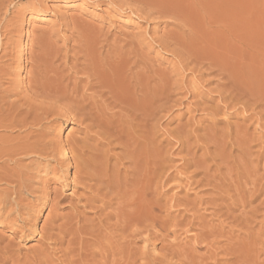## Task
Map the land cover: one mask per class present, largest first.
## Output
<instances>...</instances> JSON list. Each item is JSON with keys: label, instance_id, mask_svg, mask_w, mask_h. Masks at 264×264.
<instances>
[{"label": "rangeland", "instance_id": "obj_1", "mask_svg": "<svg viewBox=\"0 0 264 264\" xmlns=\"http://www.w3.org/2000/svg\"><path fill=\"white\" fill-rule=\"evenodd\" d=\"M138 1L0 0V124L3 123L2 125H4L5 123L7 125H5V127L10 128L5 129L3 127L0 129V176L6 173L5 176L8 177H6V179H3V181H1L2 179L0 180V255L2 254L0 258L2 259L3 253L5 254L4 257L6 258L5 259L3 257L4 259L0 260V264H35L36 260H38V264V262L42 258V264H46L45 262H47L48 260L49 263L47 262V264H69V260L71 258H73L72 260H74L75 255L80 254L84 247L89 245V248L86 247L83 252L88 253L89 251H91L90 248H92L93 250H95V254L98 256L96 258L95 255L93 258L96 259L94 260H99L101 256L99 255V253H96V249H99L97 251L103 250V248L101 249L100 247L103 245H105L103 246L104 249H107L108 244H110L111 247L109 248L113 250L114 254L116 251L115 249H123L121 253H117L116 251L118 255L115 254L114 258H119L123 254V256H125L127 252L130 253V251H132V253L135 254V258L140 257L138 258L139 260L136 259L137 262H140L139 264H141L142 262V264H144L145 262H147L146 264H264V106H262L264 102L262 103V105L260 104V102L264 100V0H168L171 2V4L170 2L167 4L166 2L168 1L160 0L159 2L155 1V4H153L154 1H151L150 3L154 5H151L152 7H147L150 6L149 2H147L149 0H143L144 3L142 2V0ZM172 1H174V3H176L177 1L178 3L174 4L172 3ZM246 3L250 4L245 8ZM158 4L163 6H160ZM172 4L176 6L174 7ZM157 5V9L161 10L160 12H158V10L156 9ZM165 5L167 7L166 9ZM177 7L179 9L176 11ZM222 8H225L226 10H224L229 12V14L227 13V15H231L230 18H233L230 19L227 15H225L226 13H221ZM154 9L157 10V12ZM167 9L170 12L171 10H173L172 13H174V15L170 12H167ZM212 10L213 13H216L212 14ZM184 11L186 13H184ZM246 12L250 13L248 15L249 17L251 16L250 21ZM177 13L181 14L182 16L178 15ZM184 14L186 15L185 17L188 21H190V19H188L190 15L188 14H191L193 18L195 17L197 19L194 20L190 16L191 25H188L189 22L185 20ZM215 14L220 15H218V19H220V17L222 16L223 19H221L224 20L225 17L223 16L225 15L229 20L225 19L226 22L219 20V22L218 20H216L218 16L214 17ZM175 15H177V17H175ZM237 15L241 16L238 17ZM243 15L245 18L243 17ZM208 16L211 19L213 18L215 22L209 21L210 23H203V19H207L208 21ZM179 17H181V19ZM182 17H184V19ZM235 17L238 18L235 19ZM241 17L246 21H243ZM210 18L209 20H211ZM239 18L240 20H238ZM197 20L199 21L196 22ZM200 20H202V23ZM227 21H229V23ZM213 22L216 24L212 25ZM192 23L194 30L192 29ZM206 23H212L210 25L211 27L209 25L204 26ZM224 23L227 25H225ZM199 24L203 25L201 26ZM238 26L239 28H237ZM196 27H198L200 30ZM218 27L220 29L221 27L226 28L221 29V31H217L216 29H218ZM240 28L244 31V34L242 33L243 31ZM245 30L246 36H244ZM189 31H191V33L193 32V34H191ZM211 31H213V33ZM175 32L177 34H175ZM181 32L185 33H183L182 35ZM199 32L203 35L204 39L203 37L201 38L202 35H199ZM211 33L214 35H212ZM225 33L226 37H224ZM87 34L89 36H87ZM96 34L98 35L94 36ZM173 34L175 36H173ZM197 34L200 36V40ZM85 36L89 38L87 39V37ZM91 36H94V40H92L93 38L91 39ZM212 36H218L216 37L218 40L213 41ZM181 37L182 39H179ZM36 38H38L39 40ZM178 39L180 41L184 39V42L182 41V43L178 41ZM35 40H37V44L38 42H40V40H44V44L43 42H40V44H43V46L46 47H50L48 49H51V52L55 49H58L55 51H57V55L59 54V56L61 57L57 56L55 52V55L56 57H58V59L56 58L57 60H54L55 57L52 59L53 66L55 67V65L57 66L60 63L61 64L53 69L57 70V72L60 71L59 73L62 75H64L65 72L67 75L69 74L68 76H70V78L73 77V79H70L65 75V80H68L69 84L72 80L73 82L76 81L75 85H80L79 89L81 90H83L82 88L87 87V80H89L88 78L83 77L87 76L83 74L85 73L83 71H89L86 73H91L90 68L92 69L93 66L97 65V62L100 65V68L101 66L106 65L105 67L103 66V70L108 71L105 74L111 76L110 71L108 69L105 70L108 66V62L106 61L108 59H111L110 63L112 62L113 65L117 62L118 64H120L119 60H121L122 62L123 59V66L122 64H120V66H122L124 70L127 69V71L125 70L126 73L129 71L126 74L124 70H122L124 76L126 75V77H128H124V81L127 82H125L124 85H127V87H129L133 84V86L129 87V89H132L134 87L138 89L140 80L141 83L143 79H145V81L147 79L148 81V79L152 78H147L151 76L149 74L156 70L155 75H152L154 79L152 78L153 80H149L150 83L148 82L146 84L152 85L154 83L153 81H156L158 85L159 82L158 89L162 90L163 86H165L163 89L164 92H169L167 94L165 93L166 95H160V97L158 94L161 93H159L160 91L157 89V85H152V89H157L156 91L158 92L156 93L154 90V95L156 94L155 97H157L155 98V103L157 104L153 106L155 108L153 109L151 114V116H154V118L151 119V117H145V119L147 118V123H145V121L143 123V125L146 124L144 126V129H146V127L148 126V129H146V132L148 131L147 136L150 139L156 138L153 141L154 144H151L153 145L152 148H154L151 149V151H155L154 153H150V155H154H151L152 157L150 156V159L152 158V164H155V162L157 164H153V166H155V169H153L154 167L152 168L153 171H156L154 172L156 173V176L154 177L155 174H152L154 178H152V180L150 181H154L151 183L152 185L148 183L149 190L147 192L149 198H152L153 204L155 203L154 210L157 211L156 209H158L156 214L158 213V215H160H157L160 224L162 223L161 220L165 221H163L164 223H162L161 225L158 223L155 226L156 229L149 228V230L146 231L147 228H145L143 229L145 231H140L141 233H139V231L137 233H132L130 231L132 234H135V236L130 234V236L132 235L131 237L127 236L129 235L127 230L126 232L128 234H126V236L128 238L123 237L126 232L122 233L121 229L119 230V228L117 229L115 227L109 226L110 224H107L115 223V221H117L116 218L112 216L110 217L109 221H105L104 215L99 212L98 208V210L95 209L96 205H98L99 203L97 204L96 201H90L92 200L90 198L95 195V192H93V184L90 185V183H93L94 180L92 181V179H84L80 171L81 169L79 170L80 172H78V170L76 171L77 167V169L81 167L79 165L74 166L76 164H74L72 160L69 161L71 162L70 164L67 163L64 156L62 157L60 153L63 150V142L67 143V145L65 144L67 147L71 146L73 148L75 146L74 148H79V146H82L81 144L83 142H85L86 145H91L95 144L96 141L91 139H84L86 130L82 125L85 123L82 124L75 119L62 117L61 115L58 118V112H60V114L62 113L61 111H59L62 108L59 107L61 106V104L59 105V102L61 100L52 98L53 100H56L58 102L56 105V101L55 104H53L54 102L52 103V99L50 100L48 98H45L46 100H50V102L47 100V104L46 101H44L43 103L42 100L41 102L39 101L41 104L39 103L40 106H38L37 103L38 100H40L38 96H42V94H36L39 98L36 99V97H33L34 93H30L31 91H35L28 88L29 83L27 80H30L32 78V74L29 73L32 69V62H30L29 51L33 50V52L37 53L39 52L38 50L40 47L39 44L36 45ZM87 40H89L90 42ZM201 40L204 41V44H201L202 42L195 43ZM192 41L197 44L194 47H198L199 44L206 45L210 48L208 49V47L206 48L205 46L204 49L206 51L209 50V53H204L206 54V57H202L201 61L197 60H200L201 56L204 55L203 53L199 54L197 53L198 51L196 52L194 50L195 54H197L198 56L200 55L199 58L192 52L193 47L191 48V50H189L190 44L188 43H191ZM215 41L218 45H216L214 48L213 46L215 44ZM85 42H87L88 47H99L100 49H103L104 53L101 50L99 51V53L102 52L103 54H99L100 57L99 55L97 56L104 61L98 58V60L95 61L94 65L88 66L90 65L88 63L91 62L87 61L82 56V54L85 52L84 49H86L87 47L85 45ZM193 42L191 43L192 45ZM48 43L50 46L48 45ZM83 43L85 47L82 46ZM179 43L181 44V47H178L180 46ZM24 44L25 50L22 51V45ZM221 45L223 48L221 47ZM80 46L84 47L83 53H81L82 50L80 49L82 48ZM118 46L121 47L120 49H122L123 52L125 50V52L123 53L122 50H119ZM129 47L132 48L130 49ZM185 47H189L188 49L186 48V50L189 51H186ZM216 48L218 49V51ZM244 48L249 49L247 50L250 52V55L247 54L248 51ZM106 49L111 54H108ZM129 50L131 51V53L133 50V54L135 55L130 56L132 54L130 53L129 55ZM136 50L139 53H134L136 52ZM220 50V53L225 54L218 55ZM215 51L218 52L216 54L221 57V60L217 59L218 57H216ZM245 51L247 52L245 53ZM113 52L120 53L119 59L116 58V56L114 57L115 53ZM187 52L190 53L187 54ZM251 52L253 53L251 54ZM20 53L22 54L21 60L19 58ZM126 53H128L129 55L128 58H132L130 62L133 65L128 64L130 63L128 59V61L124 59L125 56L127 57V55H124ZM138 54H140V56ZM192 54H194L195 56H192ZM226 55H228V57H224ZM193 57L198 59L194 61L195 59ZM208 57L210 60L212 58H216L218 60L215 64V60L212 59L213 63H211L210 68V60L208 59ZM223 57L226 59H224ZM16 58H19V60H16ZM222 58L224 59L223 61ZM27 59H29V62L27 61ZM227 59L228 61H226ZM112 60H115V63ZM124 60L128 63L126 64ZM133 61L136 62V65ZM219 61L221 63H225V65L219 63L223 65L219 66V64H217V62ZM86 63L90 68L86 66ZM82 64H85L86 68H82L81 72L77 69H80L83 66ZM111 65L109 64L108 68H111L113 66ZM129 65L132 66L130 67ZM147 65L148 67L146 68ZM74 66L75 69L73 68ZM125 66H129L130 70ZM132 67L134 70H132L133 73L130 72ZM143 67L146 70L148 68L149 69L147 71L143 69L144 71H146H143V73ZM221 67L225 68V71ZM228 67L230 68L228 69ZM60 68H63L64 72H62V69ZM72 68L73 70H71ZM100 68H98V70ZM219 69L222 70V72H225V74L219 73ZM100 70L102 71V68ZM100 70L99 74H101ZM137 70H140L141 73ZM134 72H136V75L139 74L140 76L142 75L146 77H137L135 76ZM227 72L231 74L233 72L234 75H229L228 73V76H230V78H227ZM99 74L93 77L91 76L90 81L92 82L93 79V81L95 80V83L96 80H98L96 79V76L98 78ZM130 74H132V76ZM234 76L237 78V80ZM133 78H136V80L134 81ZM226 78L231 80L230 83H228L229 80L228 82L226 81ZM77 80H79L80 82ZM232 80L236 85L232 82ZM137 81L139 82L138 84H136ZM223 81L225 82V86L226 84H234L235 87L233 86V88L235 90L237 89L236 87L240 86L238 87V90L242 91H235L231 85H228V87L229 89L231 88V90L233 89L231 91L232 93L230 92V90L227 91L228 88L224 86ZM65 82L68 83L67 81ZM73 82L70 84L71 86L69 84L68 86H74L75 82ZM128 82H130L131 84L128 85ZM238 83H240L241 85ZM134 84H136V86ZM81 86L82 88H80ZM96 86L98 87V85ZM96 86L93 85V87H89L90 89H84L83 91L86 92H84V94H90L88 96L94 97L96 89L99 88H94ZM145 86L147 87V85ZM25 87H27L29 90H25ZM224 87L227 92L224 91ZM241 87H243L245 91H243ZM147 88H151V86ZM103 89H105L103 93L98 92V90L103 91ZM103 89H98L95 93L96 96L94 97L97 98L95 100L93 98V100L91 101H95L97 105L105 104V106L107 107L109 106V104L106 102L102 103V101H105L108 98L109 100L106 101H109L110 103V99H112L113 102L111 101L110 104L113 107V97H110L106 88ZM137 89H134V92H136ZM132 90L130 91L133 92ZM148 90H150L151 92V89ZM26 91L29 97L31 96L30 100L32 99L34 101L35 99V103H31L32 101L30 102V100L29 102L33 106L34 104H37L38 107L34 106L35 112L37 110L36 114L40 112L38 111L40 109L42 110V113L45 110V114L47 112V109L48 112H53L55 109H58L56 110L57 114L56 112H53L54 114H52H56V117L58 118L56 120L58 121L55 120V122H51V119H54V116L52 117L51 113H48V117H46L47 115L43 114L46 117H44L43 120H47L46 122H40L41 126H33L34 128L36 127L35 129H37V132L39 131V136L37 135L35 137H38V139L41 138L43 140L46 138V143H48L49 145L54 142L50 145L51 148L49 145L48 146L50 150H55V147L52 148V146H56V151L50 152V150L48 149L47 153L38 152V154L34 151L36 146V149H38V147L40 148L42 145L47 144H35L33 150H30L29 152L19 151V153L17 152V154L16 152L14 153L12 151L13 149L19 148L18 146L20 144L18 142L24 139V134H26V132L29 133L28 130L33 131L34 129L33 127L29 128L30 125H27L29 126L28 129L27 127L26 129H23L25 127L22 128L23 132L21 128H18V126H16V128L21 129V131L17 129L14 130V125L16 123H19L17 122L18 119H23L25 117L24 119L26 120V117L28 115H26V111H28V109L33 110V108H31L32 106L30 107L31 109H25L24 113L22 111L23 108L21 109L22 106H24V108H27L28 105H31L26 102V100H28L29 98L26 94ZM260 91L261 93L259 94ZM223 92L226 94L224 95ZM243 92H248L246 96H248V94H251V100L246 102L245 100L247 99H245L246 97L243 96L246 93L243 94ZM106 93L107 95L105 96ZM238 93L241 100L238 98V96H236L238 95ZM99 94H101L102 99H105L100 100L101 96ZM136 94L137 95H135V97L138 96L139 93L136 92ZM23 95H25V97L27 96L28 98H26V100H23ZM226 95H228V99L226 100L225 98L224 100V97ZM163 96H166L167 98ZM233 97L235 99L234 101H232ZM256 97H261V99H263H259L260 101L256 99V101L254 99ZM236 98H238L237 101ZM62 101L64 100L62 99ZM98 101H100L101 103H98ZM253 101L259 102L258 105H256L257 103H255V107H258H256L257 109L253 106ZM14 102L15 104L17 103L16 105H19L20 107H16ZM22 102H24L23 104L25 105L18 104ZM65 102L67 103L68 99L67 101L65 100ZM69 102L71 101L69 100ZM229 102L234 103L230 104ZM248 102H253V105L249 104ZM51 103L53 104L52 108L59 105L58 107L60 109L58 107H55L53 111L50 110L52 108L49 109L48 107ZM63 103L64 102H62V104ZM247 103L250 105V107L249 105H247ZM13 104L15 105V107ZM65 104H63V106ZM72 105L73 104H69L70 109L72 108ZM111 105L109 107V110L110 108H112ZM157 105L158 108H156ZM243 105H247L249 109H246L248 107L245 106V108ZM44 106L47 108H45ZM105 106L103 105V108ZM252 106L256 110H251L250 108ZM64 107L62 108L63 110L65 109ZM69 107L67 106L65 110H68ZM17 108H19L20 110H17ZM15 109L17 110V112ZM117 109L119 110L118 106ZM34 110L33 114H30V111H28L29 115H31H28V119L31 121V117H35ZM118 110H113V112L118 115L120 113ZM155 110L157 111L154 113ZM257 111H260L262 114L258 113ZM108 113H112V110H110V112ZM108 113L105 115L108 116ZM253 113L263 116L261 117L260 115H258L254 118L255 114ZM40 115L38 116L39 118L41 117ZM12 118L14 119V122H12ZM4 119H8L9 121H6L8 123L3 122ZM148 119L150 120L149 122H152L153 120L154 123H149L152 126L148 124ZM15 120H17L16 123ZM10 121L14 124L13 126H11L12 124L9 123ZM27 122L29 121L27 120ZM149 126H154V128H152L153 130L149 129ZM151 131L154 132V136L151 134ZM143 132L145 133V130ZM143 132L142 135L145 136L146 133L144 134ZM236 133H239V135L241 134L242 136H239L237 134V139ZM18 137L20 140H16ZM35 137L32 138V140H35ZM207 137H209V139ZM243 139L244 142H242ZM113 142L114 143H112L111 145H99V148H102L104 150L109 148V154H111V156L113 155V158L111 157L112 163H110V166H114V172L117 168H115V164L116 166L120 165L121 167L119 166V171L124 172L123 170H125L123 175L125 174V176L128 177L127 180L131 178L134 179V177H132L131 175V169L127 168L129 165L128 161L124 162L123 157L119 156L122 153L123 148L118 143V141H116L118 144L115 141ZM85 144L83 143V145ZM21 146H23V144H21ZM121 158L122 160H120ZM117 159H119L120 164H118ZM155 159L156 161H154ZM121 162H123V164H121ZM123 165L124 167H122ZM125 165H127V170L124 169ZM110 170V174L114 173L112 168ZM127 171L131 172L130 174L128 172V175H130L131 177L126 175ZM120 175L123 176L122 174ZM113 176L115 177V175ZM133 179L130 180V183H132L131 181H133ZM127 180L124 178V181L127 184L125 188L129 187V189L127 188L126 190L128 192H124V194L126 195L122 196V198H126V200L129 197L133 198V195L129 197L127 195L131 194L132 192L130 188L135 189L136 185H139L138 182H136L137 184L134 183L137 179L133 181V185H130L129 181ZM17 181L19 182V184ZM92 202L94 204H92ZM113 206H110L109 208L107 207L108 209L105 208V212L112 210L111 212L114 213L116 205L114 204ZM103 221L108 222L105 223ZM166 222L169 223L167 224ZM61 224L65 227H63ZM144 225L147 227L146 222ZM59 226L61 227V229ZM103 226H105V228ZM82 227L84 228L83 230ZM74 228H76L77 230ZM93 228L94 231L96 229L97 232L91 230ZM97 228L99 229L97 230ZM72 229H74L75 232H77L79 229L82 232H85V230L86 232L90 231L88 234L89 236H100L98 238H101V241H103V238H105L104 241H107L108 244H106L107 242L105 243L104 241H97L93 236L89 237L87 234H84V232L81 234L78 232L74 233ZM103 229L105 230V232H100L103 231ZM61 230L63 231V234L60 233ZM66 230L70 231V234H68V231L66 232ZM80 230L79 232H81ZM107 230L109 233H111L112 237L111 235H109ZM151 230L154 231L152 232V234L150 232ZM165 230H167L166 234ZM91 232L93 233L90 235ZM53 233H56L55 235L61 234V238L59 240H52L51 238H53L54 236ZM50 234L51 236L53 234V236L49 241L48 235ZM76 234L77 236L79 235V237H77ZM82 234L83 236H80ZM102 234L104 235V237L101 236ZM60 236L56 237L59 238ZM72 236L77 237V240L80 237L82 238L79 239V241L81 240L82 242L81 245H79V241H76L75 238L73 239L74 241H76L75 243L80 246H78L79 248L76 244H72L74 242L73 240L70 241V243L68 242V240H71L73 238ZM56 237L54 236V238ZM85 238L86 240H89L90 238L92 239L86 241ZM121 238L122 240L127 242L122 241ZM112 239L115 240H113L114 243L110 241ZM127 239H129L130 241H128ZM119 240H121L122 242H120ZM99 241L102 243V245L97 244L100 243ZM115 242L118 243L119 246L116 247ZM68 245L71 248L72 246H76L75 249L79 252L76 253L73 248H67ZM66 249L69 251L66 252ZM88 249L89 251H86ZM124 249H126L127 251L125 252ZM63 250L66 252V254L68 253L66 256H64L65 252H63ZM71 250H74L75 252H72ZM93 250L91 251V253L89 252L91 255L94 254ZM83 252L81 254H84ZM40 253L42 254V257H40ZM87 253L84 254L87 256L80 254L83 258L79 255L76 257H81L84 261V257L90 258V254ZM45 256H47L46 259H49L44 260ZM128 256H130V258H134L133 255L131 256L130 254H128ZM76 259H78L79 261L74 260V262L72 261L71 264H74L75 261L80 264V261L82 259ZM100 260L102 261V259ZM140 260H142V262ZM77 262L75 264H78Z\"/></svg>", "mask_w": 264, "mask_h": 264}, {"label": "bare ground", "instance_id": "obj_2", "mask_svg": "<svg viewBox=\"0 0 264 264\" xmlns=\"http://www.w3.org/2000/svg\"><path fill=\"white\" fill-rule=\"evenodd\" d=\"M138 1V0H137ZM151 1H154V3L153 4H155V1H160V0H149V1H147V2H149V5L150 6H147V7H152V6H154L152 3H150ZM165 1H168V0H165ZM165 1H164V3H165ZM171 1V0H170ZM170 1H168V2H166L167 4L170 2ZM138 2H140V1H138ZM142 2L144 3V1L142 0ZM157 3V2H156ZM172 3H174V1H172ZM176 3H178L177 1H176ZM176 3H174V4H176ZM248 3V2H247ZM246 3V5H245V8L246 7H248V5L250 4H247ZM146 4H148V3H146ZM170 4H171V2H170ZM218 4V3H217ZM152 5V6H151ZM158 5H160V4H158ZM158 5L156 6V9H157V7H158ZM173 5V4H172ZM172 5H171V7H172ZM160 6H163V5H160ZM174 7L176 6V5H173ZM211 6H212V4H211ZM210 6V7H211ZM216 6V5H215ZM221 7V6H220ZM167 7H166V5H165V9H166ZM169 8V7H168ZM179 8H180V6H179ZM178 7H177V9H176V11L179 9ZM208 8V7H207ZM120 9V8H119ZM174 9V10H175ZM215 9V8H214ZM213 9V10H214ZM225 8H222L221 10V13H226L225 15H227V13L229 14V12H227V11H225L224 10ZM155 10V9H154ZM158 10V12H160L161 10H159V9H157ZM157 10H155L156 12H157ZM189 10V9H188ZM213 10L211 11L212 12V14H214V13H216V12H214L213 13ZM223 10H224V12H223ZM162 11H166V10H162ZM172 11L173 10H171V12L167 9V12H170L171 14H173L174 15V13H172ZM215 11V10H214ZM220 11V10H219ZM244 11H245V9H244ZM175 12V11H174ZM180 12H182V11H180ZM165 13V12H164ZM178 13H179V11H178ZM177 13V14H178ZM184 13H186L185 11H184ZM189 13V12H188ZM217 13H219V12H217ZM247 13V12H246ZM161 14V13H160ZM210 14V13H209ZM231 14V13H230ZM240 14H243V13H240ZM250 13L248 12L247 13V16L249 15ZM178 15H180V16H182L181 14H178ZM188 15H190L191 16V14H188ZM192 15H194V14H192ZM211 15V14H210ZM219 14H215L214 15V17H216V16H218ZM221 15H223V14H221ZM223 16V17H225L224 18V20H222L223 18H222V16L220 17V19H218L219 18V16L216 18V20H222L223 22L225 21L226 22V20H229V19H227L228 17L230 18V16L231 15H227L228 17H226V16ZM172 16V15H171ZM186 15L184 14V17H185ZM190 16L188 17V19H190V21H191V18H193V16H191V18H190ZM238 16V15H237ZM239 16H241V15H239ZM238 16V17H239ZM175 17H177V15H175ZM184 17H182L183 19H184ZM197 17V16H196ZM205 17V16H204ZM213 17V16H212ZM238 17H235V19L236 18H238ZM243 17H244V15H243ZM251 17V16H250ZM250 17L248 16V19H249V21L251 20L250 19ZM180 19H181V17H179ZM199 18V17H198ZM203 18V17H202ZM206 18V17H205ZM208 18V21H207V19H203L204 21H203V23H205V22H212V21H214V19L212 20L209 16L207 17ZM209 18L211 19V20H209ZM222 18V19H221ZM233 18V17H232ZM232 18H230V19H232ZM245 18V17H244ZM178 19V18H177ZM194 20L195 19H197V18H193ZM200 19H201V16H200ZM226 19V20H225ZM241 19L244 21L245 19H243L242 17H241ZM247 19V18H246ZM185 20H187L186 19V17H185ZM206 20V21H205ZM238 20H240V18L238 19ZM237 20V21H238ZM188 21V20H187ZM186 21V22H187ZM190 21H188L189 23H188V25L190 24ZM199 20H197L196 22H198ZM201 21V23H202V20H200ZM218 21H217V23H218ZM219 21V22H220ZM233 21V20H232ZM246 21V20H245ZM193 22V21H192ZM196 22H195V24H196ZM209 22V23H210ZM215 22V21H214ZM213 22V24L212 25H214V24H216V23H214ZM222 22V23H223ZM228 23H229V21H227ZM235 23H236V20H235ZM238 23V22H237ZM194 24V25H195ZM207 24V25H206ZM204 26H210L211 24H208V23H206ZM225 24V23H224ZM234 24V23H233ZM239 24V23H238ZM191 25V24H190ZM199 25H201V24H199ZM203 25V24H202ZM201 25V26H202ZM225 25H227V24H225ZM225 25H223V26H225ZM248 25V24H247ZM198 26V25H197ZM237 26V25H236ZM188 27V26H187ZM211 27V26H210ZM213 27V26H212ZM215 27V26H214ZM196 28H198V27H196ZM208 28V27H207ZM206 28V29H207ZM217 28V27H216ZM216 28H213V29H216ZM224 28H226V27H224ZM224 28H222L221 27V29H224ZM237 28H239V26L237 27ZM241 28H242V26H241ZM240 28V29H241ZM192 29L194 30V28H193V23H192ZM199 29V28H198ZM209 29V28H208ZM212 29V30H213ZM221 29L218 27V29H216L217 31L218 30H220L221 31ZM192 30V31H193ZM200 30V29H199ZM242 30V29H241ZM172 31V30H171ZM195 31H198V30H195ZM223 31V30H222ZM243 31V30H242ZM174 32V31H173ZM172 32V33H173ZM178 32V31H177ZM190 33H191V31H189ZM212 33H213V31H211ZM216 32V31H215ZM182 33V35H183V33H185V32H181ZM194 33H197V32H194ZM200 33V32H199ZM203 33V32H202ZM209 33H210V30H209ZM211 33V34H212ZM243 34H244V31L242 32ZM175 34H177L176 32H175ZM191 34H193V32L191 33ZM216 34V33H215ZM219 34V33H218ZM217 34V35H218ZM220 34H221V32H220ZM98 34H96V35H94V36H97ZM180 35V34H179ZM181 35V36H182ZM189 35V34H188ZM198 35V34H197ZM196 35V36H197ZM199 35H202L201 33L199 34ZM198 35V38L200 37ZM212 35H214V34H212ZM225 35V36H224ZM223 36L224 37H226V33L224 34ZM87 36H89L88 34H87ZM87 36H85V37H87ZM93 36V37H94ZM173 36H175L174 34H173ZM205 36H207V35H205ZM219 36V35H218ZM218 36H216V37H218ZM244 36H246V30H245V35ZM38 37H39V35H38ZM92 36H91V39L93 38ZM178 37V36H177ZM192 37V36H191ZM203 37V35L201 36V38ZM213 37V41L214 40H218L216 37H214V36H212ZM221 37V36H220ZM248 37V36H247ZM246 37V38H247ZM41 38V37H40ZM89 37H87V39H88ZM170 38V37H169ZM175 38V37H174ZM197 38V39H198ZM201 38H199V40L201 39ZM205 38H207V37H205ZM210 38V37H209ZM214 38H216V39H214ZM36 39H38V38H36ZM42 39V38H41ZM90 39V40H91ZM96 39H97V37H96ZM177 39V38H176ZM179 39H182V37L181 38H179ZM178 39V41H180ZM203 39H204V37H203ZM211 39V38H210ZM220 39V38H219ZM222 39V38H221ZM225 39V38H224ZM39 40V39H38ZM45 40V39H44ZM44 40L43 41H41L40 40V42H43V44H44ZM92 40H94V38L92 39ZM175 40V39H174ZM184 40V39H183ZM182 40V41H183ZM188 40H189V38H188ZM194 40V39H193ZM248 40V39H247ZM36 41L37 40H35V43H36ZM48 41V40H47ZM87 41H89V40H87ZM182 41H180V42H182ZM195 41H197V40H195ZM211 41V40H210ZM225 41V40H224ZM224 41H222V42H224ZM40 42H38V44H39V52H33V50H31V51H29V54H30V62H32L31 63V72H29V73H31L32 74V78L30 79V80H27L28 81V83H29V86H28V88H30L31 90H33V91H35V92H37V93H35V92H30V93H34V95H33V97H36V99L39 97L40 98V100H38V103H37V100H36V103L38 104V106H40V102L43 100V103H44V101H46L47 102V104H48V101L50 102V100L52 99V98H57V100L59 99V100H61L60 102H59V105L61 104V106H59V107H64V106H66V107H64L65 109L67 108V106L69 107V104H73L74 105V107H73V105H72V108L70 109V107H69V109L68 110H63L62 108L60 109L58 106V108L60 109L59 111H61L62 113L60 114V112H58V114H57V111L56 110H58V109H55L54 110V108L56 107H54V108H52V106H53V104H55V101L56 100H53L52 99V103L51 104H49L50 106L48 107L49 109L50 108H52V109H50V110H54L53 112L55 113L56 112V114L57 115H59L58 116V118L60 117V115L62 116V117H66V118H71V119H75V120H77L79 123H85V124H83L82 126L83 127H85V138L84 139H91V140H94V141H96V143L95 144H91V145H86L85 144V142H83L85 145H83V143L81 144L82 146H79V148H72L71 146L69 147H67L66 145H67V143L66 142H63L64 143V145H62V148H63V150L61 151V155H62V157L64 156V158H65V160L67 161V163H71V162H69V161H73L74 162V164H76V165H74V166H77V165H79L81 168H79V169H77L76 168V171L78 170V172H80L81 171V173H82V177L84 178V179H92V181L94 180V182L92 183H90V185H92L93 186V188H94V191L93 192H95L94 194V196L92 197V198H90V199H92V200H90V201H96L97 202V204L98 205H96V208L95 209H99V212H101L103 215H104V220L106 221V220H108L109 221V219H110V217H115L116 218V220L117 221H115V223H113V224H111V223H107V222H105V221H103V222H105V223H107V224H110L109 226H111V227H115V228H119V230L121 229V231H122V233L123 232H126L127 230V232L129 233V235H127V236H129V237H131L132 235H134L135 236V234H132L133 232L134 233H137L138 231H139V233H141L142 231H145V230H143V229H145V228H147L146 229V231H148L149 230V228H151V229H154L155 228V226L159 223L160 224V221H159V219H158V216H160V215H158V213L156 214V212L158 211V209H156L157 211H155L154 210V205H155V203L153 204V202H152V198L150 197L149 198V196H148V183H152L150 180H152V178H154L155 176H156V173H154V172H156L155 170L153 171L152 170V168L153 169H155V166H153V164H152V158L150 159V156L151 155H153V154H151L150 155V153L151 152H153L154 153V151L152 150L151 151V149H154V148H152L153 147V145H151V144H154L153 143V141H154V139H156V138H154V139H150L148 136H147V133H148V131L146 132V129H148L147 127H146V129H144L145 127V125H143V123H144V121H145V123H147L146 121H147V118H149V117H151V119H153L154 118V116H151V114H152V111H153V109L155 108V107H153L154 105H156L157 103H155L156 102V99L155 98H157V97H155V95H154V90H155V92L156 93H158L156 90L158 89V86H159V82H158V85H157V82L156 81H153L154 83L152 84V85H154V84H156L157 86V89H152V85L151 84H146V83H148L149 82V80H151L152 78H153V76L155 75V71H153L154 72V74H153V72L152 73H148L149 75H151V76H149V75H147V76H149V77H147V78H150V77H152L151 79H148V81H147V79H146V81H145V79H143L142 80V83H144L145 85H147V87H150L151 86V88H147L144 84H142L141 83V80H140V85L138 84L139 82V80L137 81V83L136 84H138V89L137 88H132V89H129V87H132L133 86V84L131 85V86H129V87H127V85L125 86L124 85V83L126 82V81H124V77H126V75L124 76V73H123V71L122 70H124L123 69V59H122V62H121V60H119V63L120 64H122V66H120V64H118V62L116 63V64H114L113 65V63L111 62L110 63V60L108 61V60H106L107 62H108V66H109V64L112 66L110 69L108 68V66H107V68L105 69V70H109L110 71V73H111V76H108L107 74H105V73H107L108 71H104L103 70V68L106 66H101V68H102V71L100 70L101 68H100V65L98 64V62H97V65H95V66H93L92 67V69L90 68V67H88V66H92V65H94V63H95V61H97L98 60V58L100 57V55L99 54H101L102 52H103V49H100L99 47H96V48H91V47H88L87 45V42H85V45L87 46L86 47V49H84L85 50V52L83 53V48L85 47V45H84V43H83V45L82 46H84V47H81L82 49H80V50H82V52L81 53H83L82 54V56H83V58H85L87 61H89V62H91V63H88V64H90V65H88L87 63H86V66L88 67V68H90V72L91 73H86V72H89V71H83V72H85V73H83L84 75H87V76H83L84 78L86 77V78H88L89 80H87L88 82V84H89V86H88V84H86V86L87 87H84V88H82V86L80 87V88H82L83 90L84 89H86V88H88V89H90L89 87H93V85L94 86H96V85H98V87L96 86V87H94V88H98V89H100V88H106L107 89V92L109 93V95H110V97L112 98L113 97V100H114V103H112L114 106L112 107V105L110 104L111 103V101H112V99H110L111 101H110V103H109V101L107 102L106 100H109L108 98L105 100V101H102V103H104V102H106V103H108L109 104V106H105V104H98L97 105V103L95 102V101H91V100H93V98L96 96L95 95V93L97 92V90L98 89H96V91H95V93H94V97H91V96H88V95H90V94H88V95H85L84 94V92L85 91H83V90H81V89H79V86L78 85H75L76 84V81H74L73 82V80L71 81V83L73 82L74 83V86H72V87H70L71 85V83L69 84V82H68V80H65L66 78H64L65 77V75L66 76H68L67 74H66V72L64 73V75H62V74H60L59 72H57V70H54L53 68H56L57 66H59V65H55V67L53 66V61H52V59L55 57V59L54 60H57L58 59V57H56V55H57V51H55V50H58V49H55L54 51H50L51 49H48V48H50V47H46V46H43V44H40ZM49 42V41H48ZM90 42V41H89ZM184 42V41H183ZM182 42V43H183ZM190 42V41H189ZM193 42V41H192ZM191 42V43H192ZM200 42H202L201 44H204V41L203 40H201V41H199V42H195V43H200ZM206 42V41H205ZM246 42V41H245ZM245 42H244V44H245ZM249 42V41H248ZM34 43V44H35ZM46 43V42H45ZM92 43V42H91ZM191 43H188V44H190V49L189 50H191V48L193 47V53H194V50L197 52V53H199V54H204V53H207L209 50H205L204 48H205V46L206 45H199L198 44V47H194V46H196L197 44H195L194 42H193V45L191 44ZM210 43V42H209ZM215 44H214V48H215V46L216 45H218V44H216L217 42L215 41L214 42ZM37 43H36V45H38ZM51 44V43H50ZM180 44V43H179ZM186 44V43H185ZM195 44V45H194ZM48 45H49V43H48ZM91 45V44H90ZM89 45V46H90ZM209 45H211V44H209ZM224 45H226V44H224ZM251 45V44H250ZM50 46V45H49ZM94 46V45H93ZM130 46V45H129ZM161 46V45H160ZM183 46H184V44H183ZM186 46V45H185ZM202 46H204V47H202ZM31 47V46H30ZM35 47V46H34ZM111 47V46H110ZM178 47H181V44H180V46H178ZM208 46H206V48H207ZM221 47H222V45H221ZM248 47H249V44H248ZM56 48V47H55ZM100 49V50H98V49ZM117 48V47H116ZM118 48H119V50H122V49H120L121 47H119L118 46ZM123 48V47H122ZM130 48V47H129ZM132 48V47H131ZM130 48V49H131ZM136 48V47H135ZM186 48L188 49L189 47H185V50H186ZM194 48H196V49H194ZM223 48V47H222ZM252 48V47H251ZM113 49H115V48H113ZM183 49V48H182ZM208 49H210L209 47H208ZM217 49V48H216ZM219 49H221V48H219ZM245 50H247L246 48H244ZM22 51H24L25 50V44L24 45H22V49H21ZM37 50V49H36ZM52 50H53V48H52ZM102 50V52L101 53H99V51H101ZM184 50V49H183ZM189 50H186V51H189ZM213 50H215V49H213ZM221 50H223V49H221ZM221 50L219 51V54L218 55H220V54H225V53H220L221 52ZM249 50V49H248ZM247 50V51H248ZM106 51H107V49H106ZM130 51V50H129ZM128 51V53H129V55H130V53H131V51L129 52ZM217 51H218V49H217ZM217 51H215V54L216 53H218ZM224 51H225V49H224ZM247 51H245V53L247 52ZM54 52V53H53ZM55 52H56V55H55ZM60 52V51H59ZM79 52V51H78ZM108 52V54H111V53H109V51H107ZM111 52V51H110ZM122 52H123V50H122ZM124 52H125V50H124ZM123 52V53H124ZM191 52V51H190ZM190 52H187V54L188 53H190ZM212 52V51H211ZM211 52H210V54H211ZM25 53V52H24ZM97 53V54H96ZM104 53V52H103ZM102 53V54H103ZM113 53H115V52H113ZM128 53H126V54H124V55H127V57L125 56V58L124 59H128L129 60V62H130V60L132 59V58H128ZM134 53H139V52H137V50H136V52H134ZM209 53V52H208ZM253 52H251V54H252ZM8 54V53H7ZM108 54H107V57H108ZM132 55H130V56H134L135 54H133V50H132V53H131ZM195 54V53H194ZM194 54H192V56L194 55ZM247 54H249L250 55V52L248 51V53ZM97 55H99V57L97 56ZM123 55V56H124ZM139 56H140V54H138ZM197 57H199L200 58V55L198 56L197 54H195ZM194 55V56H195ZM208 55V54H207ZM217 54H216V57H218L217 59H219V60H221L220 58V56H218ZM22 56V54L20 53V60H21V57ZM57 56H59V54L57 55ZM116 56V58H118L119 59V56H120V53L119 52H117V53H115L114 54V57ZM191 56V55H190ZM189 56V57H190ZM191 56V57H192ZM206 57V54H204V55H202L201 56V58H200V60L198 59H196L195 57H193L195 60L194 61H201L202 60V57ZM210 56V55H209ZM213 56H215V55H213ZM222 56V55H221ZM59 57H61V56H59ZM102 57H103V55H102ZM104 57H106V56H104ZM110 57V56H109ZM112 57V56H111ZM224 57H228V55H226V56H224ZM223 57V58H224ZM19 58L17 59L16 58V60H19ZM57 58V59H56ZM134 58V57H133ZM139 58V57H138ZM211 58V57H210ZM222 58V61L224 60V59H226V58H224L223 59ZM100 59V58H99ZM105 59H107V58H105ZM113 59V58H112ZM118 59H115V60H118ZM137 59V58H136ZM208 59H209V57H208ZM213 60H215L214 62H215V64H216V61H218L216 58H212ZM212 59L210 60V64H209V68H210V65H211V63H213L212 62ZM29 59H27V61H28ZM86 60H85V62H86ZM100 60H102V61H104L103 59H100ZM114 60V61H115ZM127 60V61H128ZM135 60V59H134ZM205 60H206V58H205ZM62 61H63V59H62ZM84 61V60H83ZM105 61V62H106ZM113 61V60H112ZM113 61V62H114ZM125 61V60H124ZM226 61H228V59L226 60ZM225 61V62H226ZM29 62V61H28ZM101 62V61H100ZM134 62V61H133ZM193 62V61H192ZM208 62V61H207ZM21 63V62H20ZM55 63V62H54ZM66 63V62H65ZM115 63V62H114ZM125 63L127 64L128 62H126L125 61ZM136 62H134V64H135ZM137 63H138V61H137ZM209 63V62H208ZM219 63H221L220 61L219 62H217V64H219ZM30 64V63H29ZM126 64H124V65H126ZM128 64H132L131 62L130 63H128ZM149 64V63H148ZM221 64H224L225 65V63H221ZM221 64H219V66H223V65H221ZM227 64H228V62H227ZM83 65V64H82ZM133 65V64H132ZM131 65V66H132ZM136 65V64H135ZM83 66H85V64L83 65ZM81 67L80 69H77L78 71L80 70L81 71V69L82 68H86V66L85 67ZM130 66V65H129ZM126 67V68H130V67ZM150 66V65H149ZM134 67V66H133ZM133 67H132V69H131V71L130 72H132V70H133ZM148 67V65L146 66V68ZM207 67H208V65H207ZM216 67H217V65H216ZM230 67H231V65H230ZM230 67H228V69L230 68ZM71 68V67H70ZM74 69H75V66L73 67ZM73 68L71 69V70H73ZM79 68V67H78ZM98 68H100L99 70H100V72H101V74H99V70H98ZM219 68V67H218ZM217 68V69H218ZM224 71H225V68H223V67H221ZM60 69H62V72H64L63 71V68H60ZM141 69V68H140ZM144 67L142 68V72L144 71V70H146V69H144ZM149 69V68H148ZM147 69V70H148ZM156 69V68H155ZM70 70V71H71ZM88 70V69H87ZM126 71H127V69H125ZM124 70V72L126 73V71ZM130 70V69H129ZM146 70V71H147ZM152 70H153V68H152ZM220 70V69H219ZM78 71H76V72H78ZM134 71V70H133ZM138 72L140 71V70H137ZM136 71V72H137ZM146 71H144V72H146ZM221 71V72H220ZM219 71V73H221V74H225V72H222V70H220ZM61 72V73H62ZM75 72V71H74ZM82 72V71H81ZM129 72V71H128ZM127 72V73H128ZM136 72H134V74H135V76H139V77H141L139 74H137L136 75ZM137 72V73H138ZM143 72V73H144ZM151 72V71H150ZM231 72V71H230ZM126 73V74H127ZM133 73V72H132ZM140 73H141V71H140ZM218 73V74H219ZM228 73L229 72H227L226 73V75H227V78H230V76H228ZM30 74V75H31ZM97 74H99L98 75V78H97V76H96V79H98V80H96V82L94 83V81H93V79H92V82L90 81L91 80V76L93 77V76H95V75H97ZM146 74V73H145ZM231 73H229V75H230ZM232 74H233V72H232ZM231 74V75H232ZM80 75H81V73H80ZM131 76H132V74H130ZM144 75V74H143ZM153 75V76H152ZM225 75V76H226ZM234 75V74H233ZM24 76V75H23ZM224 76V75H223ZM69 78H70V76H68ZM134 77V76H133ZM146 77V76H145ZM144 76H142V78H145ZM235 77V76H234ZM76 78H78V77H76ZM126 78H128V77H126ZM226 78V79H227ZM236 78V77H235ZM70 79H73V77L72 78H70ZM95 79V78H94ZM129 79H130V77H129ZM138 79V78H137ZM141 79V78H140ZM154 79V78H153ZM152 79V80H153ZM156 79V78H155ZM74 80H75V78H74ZM83 80V79H82ZM126 80V79H125ZM132 80V79H131ZM133 80L135 81L136 80V78H133ZM228 80L229 79H227L226 81L228 82ZM236 80H237V78H236ZM65 81H67L68 83H66ZM77 81H79V80H77ZM84 81V80H83ZM128 81H130V80H128ZM133 81V82H134ZM230 81L231 80H229V82L228 83H230ZM80 82V81H79ZM224 82V81H223ZM226 82V83H227ZM232 82H233V80H232ZM231 82V83H232ZM27 83V82H26ZM127 83V82H126ZM135 83V82H134ZM150 83V82H149ZM234 83V82H233ZM232 83V84H233ZM68 84L70 85V86H68ZM131 83L130 82H128V85H130ZM136 84H134L135 86H136ZM235 84V83H234ZM231 85V84H228V85H231L232 86V88H233V86L235 87V85ZM238 84H240V83H238ZM237 84V85H238ZM28 85V84H27ZM81 85H82V81H81ZM84 85H85V83H84ZM228 85L226 84V86H225V82H224V86L225 87H227L226 89H227V91L228 90H230V92L234 89H232L231 90V88L229 89V87H228ZM241 85V84H240ZM155 86V85H154ZM155 87V88H156ZM164 87L165 86H163V88H162V90H160V89H158L160 92L159 93H161V94H158L159 96L161 95L162 96V94H164V95H166L167 93H169V92H164ZM223 87V86H222ZM225 87H224V91L225 92H227L226 90H225ZM238 87H240V86H238ZM238 87H236L237 89L236 90H238L239 88ZM27 87H25V90L26 89H28ZM147 88V89H146ZM242 89H243V87H241ZM134 89H137L136 90V92H138L139 94H138V96H136L135 97V95H137L136 94V92H134ZM148 89H151V92H150V90H148ZM166 89H167V86H166ZM264 89V88H263ZM29 90V89H28ZM27 90V91H28ZM92 90V89H91ZM104 90L105 89H103V91L102 90H98V92L100 93H103L104 92ZM130 90H132L133 92H131ZM152 90H153V92H152ZM235 90V89H234ZM235 90V91H236ZM27 91H26V94H27ZM83 91V92H82ZM90 91V90H89ZM234 91V92H235ZM242 90H238L237 92H241ZM243 91H245L244 89H243ZM162 92H164V93H162ZM229 92V93H230ZM233 92V93H234ZM41 95L42 94V96H38L37 97V95H39V94ZM86 93V92H85ZM90 93V92H89ZM92 93V92H91ZM166 93V94H165ZM232 93V92H231ZM236 93V92H235ZM246 93V92H245ZM244 92H243V94H245ZM248 93V92H247ZM247 93L245 94V95H243V96H245L246 98L245 99H247V100H245L246 102L247 101H249V100H251V94H248V96H246L247 95ZM261 93V91L259 92V94ZM25 94V93H24ZM37 94V95H36ZM98 94V93H97ZM223 94L225 95L226 93H224L223 92ZM223 94H221V95H223ZM241 94V93H240ZM254 94V93H253ZM100 96H101V94H99ZM107 95V93L105 94V96ZM109 95H108V97H109ZM221 95H220V97H221ZM255 95V94H254ZM257 95V94H256ZM27 96L29 97V95L27 94ZM25 97V95H23V97L25 98H23V100H26V98H28V97ZM103 96H104V94H103ZM140 96V97H139ZM160 96V97H161ZM227 96L228 95H226L225 97H224V100H225V98H226V100L228 99L227 98ZM233 96V95H232ZM235 96V95H234ZM236 96H238V98L240 99V97H239V93H238V95H236ZM253 96V95H252ZM258 96V95H257ZM262 96V95H261ZM31 97V96H30ZM30 97L28 98V100H26V102L27 103H29V104H31V103H35V99H34V101L31 99L30 100ZM32 97V98H33ZM42 97H43V99H42ZM51 97V98H50ZM99 97V96H98ZM163 97H166V96H163ZM229 97H230V95H229ZM248 97V98H247ZM249 97H250V99H249ZM259 97V96H258ZM258 97H256V98H254L255 100L256 99H258V101H260V100H262L261 99V97L260 98H258ZM263 97H264V94H263ZM38 98V99H39ZM45 98H48V99H50V100H46ZM97 98V97H96ZM96 98H94V100L96 99ZM104 98V97H103ZM159 98V97H158ZM167 98V97H166ZM166 98H164V99H166ZM222 98H223V96H222ZM238 98H236V101H237V99ZM45 99V100H44ZM62 99L64 100V101H62ZM67 99H68V102H69V100L71 101V102H65V100L67 101ZM105 99V98H104ZM104 99H102V96H101V98H100V100H104ZM154 99H155V101H154ZM231 99H232V97H231ZM260 99V100H259ZM29 100H30V102H29ZM235 99H234V97H233V100L232 101H234ZM241 100V99H240ZM253 100V99H252ZM254 100V101H255ZM40 101V102H39ZM158 101H159V99H158ZM160 101H161V98H160ZM231 101V100H230ZM239 101V100H238ZM244 101V100H243ZM244 101V102H245ZM253 101V102H254ZM257 101V100H256ZM25 102V101H24ZM24 102H22V103H18V104H23ZM62 102H64L63 104H68V105H64L63 106V104H62ZM74 102V103H73ZM100 101H98V103H99ZM113 102V101H112ZM248 102L249 104H251V105H253L254 107H255V103H257L256 105H258V103L259 102ZM264 102V100H262L261 102H260V104L262 105V103ZM13 103V102H12ZM40 103V104H39ZM57 101H56V105H57ZM101 103V102H100ZM230 103V102H229ZM232 103H234V102H232ZM232 103H230V104H232ZM247 103V105H249ZM253 103V104H252ZM11 104V103H10ZM14 104H15V102H14ZM13 104V105H14ZM17 104V103H16ZM15 104V105H16ZM37 104L35 105L34 104V106L35 107H38L37 106ZM226 104V103H225ZM244 104H246V103H244ZM15 105H14V107H15ZM23 105H25V104H23ZM44 105V104H43ZM42 105V106H43ZM103 105L106 107H104L103 108ZM107 105V104H106ZM110 105H111V107L112 108H110V110H112V113H108V112H110V110H109V107H110ZM142 105V106H141ZM234 105V104H233ZM236 105V104H235ZM247 105H245L246 107H248ZM32 106V107H31ZM32 104L31 105H28L27 106V108L25 107L24 108V106H22L21 107V109H22V111H23V113H24V111H25V109H28V108H33V110H34V107ZM45 106H46V104H45ZM44 106V107H45ZM48 106V105H47ZM102 106V107H101ZM117 106H118V108H119V110L117 109ZM244 106V105H243ZM244 106V107H245ZM252 106V107H253ZM262 106H264V103H263V105ZM13 107V108H14ZM16 107H20L19 105H16ZM56 107V108H57ZM227 107V106H226ZM244 107H243V109H244ZM245 107V108H246ZM249 107H250V105H249ZM249 107L248 108H246V109H249ZM250 108L251 110L252 109H255L254 107L253 108ZM30 108V109H31ZM45 108H47V107H45ZM113 108H115V109H113ZM156 108H158V105L156 106ZM215 108V107H214ZM219 108V107H218ZM258 108V107H257ZM256 108V109H257ZM19 108H17V110H18ZM37 109V108H36ZM245 109V110H246ZM255 109V110H256ZM16 110V109H15ZM17 110H16V112H17ZM20 110V109H19ZM33 110L31 109V110H29L28 109V111H30L29 113L30 114H33ZM113 110L115 111V110H118L120 113V115L118 114H116L115 112H113ZM139 110H142V111H139ZM244 110V111H245ZM254 110V111H255ZM28 111H26V115L28 114L29 115V113H28ZM38 111H40L41 112V115H40V112H38L37 114H36V112H37V110H36V112H35V110H34V112H35V114H34V116L35 117H31V119H32V121L31 120H29L28 119V115H27V119L25 120L24 118V115H23V119L22 118H19L18 119V121L17 120H15V123H16V121L17 122H19V123H16L15 125L13 124V123H11V121L9 122L10 124H12L11 126H15L14 128V130H16L17 128H16V126H18V128H23V127H25V128H23V129H26V127H27V129H28V127L29 126H27V125H30V127L29 128H31V127H33V126H37V125H39V126H41L40 125V122H42V121H45V119L43 120V118L45 117L43 114H45V110H44V112L42 113V110L40 109V110H38ZM47 112H46V114L45 115H47L46 117H48V113H51V115L52 114H54L53 112H48V109L46 110ZM64 111H65V113H64ZM68 111V112H67ZM106 111H108V112H106ZM118 111H117V113H118ZM139 111V112H138ZM157 110H155L154 111V113L156 112ZM247 111V110H246ZM20 112V111H19ZM18 112V113H19ZM145 112V113H144ZM258 112V111H257ZM263 112V111H262ZM15 113V112H14ZM108 113V116L107 115H105V114H107ZM251 113V112H250ZM258 113H261L260 111L258 112ZM21 114H22V112H21ZM41 116L40 118L38 117L39 115ZM56 114L55 115H52V117L54 116V119H51V122L52 121H54L55 122V120L56 119H58L57 117H56ZM249 114V113H248ZM247 114V115H248ZM253 114H255V113H253ZM252 114V115H253ZM262 114V113H261ZM38 115V116H37ZM42 115H43V117H42ZM50 115V116H51ZM110 115V116H109ZM155 115V114H154ZM258 115H260V114H258ZM258 115H256L255 114V116H254V118L256 117V116H258ZM29 116H31V115H29ZM33 116V115H32ZM49 116V117H50ZM116 116V117H115ZM243 116H245V115H243ZM261 116V115H260ZM263 116V115H262ZM261 116V117H262ZM45 117V118H46ZM51 117V118H52ZM56 117V118H55ZM121 117V118H120ZM145 117H147L146 119H145ZM250 117V116H249ZM4 118V117H3ZM120 118V119H119ZM244 118V117H243ZM247 118V117H246ZM253 118V117H252ZM253 118V119H254ZM2 119V118H1ZM11 119V118H10ZM13 119V118H12ZM20 119H22V120H20ZM143 119H145V120H143ZM248 119V118H247ZM261 119V118H260ZM8 120V119H7ZM6 119H4V121L3 122H6L7 121ZM20 120V121H19ZM25 120V121H24ZM27 120L29 121V122H27ZM9 121V120H8ZM31 121V122H30ZM47 121V120H46ZM45 121V122H46ZM56 121H58V120H56ZM143 121V122H142ZM150 120L148 119V124L149 123H151L152 124V122H153V120H152V122H149ZM12 122H14V119H13V121ZM44 122V123H45ZM49 122H50V118H49ZM77 122V123H78ZM142 122V123H141ZM0 123H1V121H0ZM6 123H8V122H6ZM154 123V122H153ZM3 124V123H2ZM2 124H0L1 126H0V129L1 128H5V129H8L7 127H5V123H4V125H2ZM151 124H149V125H151ZM7 126V125H6ZM152 126V125H151ZM151 126H149L150 128L149 129H151V130H153L152 128H154V126L153 127H151ZM43 127V126H42ZM34 128V127H33ZM36 128V127H35ZM33 129V131H30V130H28L29 131V133H27L26 132V134H24L25 136H23L24 137V139L21 141L20 139H19V137L16 139V140H20V142H18L20 145L17 147L18 149H13L12 151L15 153H19V151L20 152H29L30 150H33V148L35 147V144L36 145H38V144H47V145H42L40 148L38 147V149H36L37 148V146H36V148L34 149V151L35 152H37V154H38V152H48L47 150L49 149V146L51 145V144H53V143H51L50 145L48 144V143H46V138L43 140V139H38V137H35V136H37L38 135V132H37V129ZM39 128V127H38ZM10 129V128H9ZM21 129H17V130H19V131H21ZM23 129H22V132H23ZM237 129V128H236ZM12 130V129H11ZM32 130V129H31ZM145 130V133H146V135L144 136V135H142V132ZM240 130V129H239ZM244 130V129H243ZM152 133V135L154 134V132L153 131H151ZM33 133V134H32ZM144 133V132H143ZM144 133V134H145ZM150 134V133H149ZM148 134V135H149ZM239 135V133H236V135ZM246 134V133H245ZM244 134V135H245ZM238 135H237V139H238ZM241 135V134H240ZM239 135V136H240ZM32 136H34L35 137V140H32V138H34V137H32ZM39 136V135H38ZM154 136V135H153ZM152 136V137H153ZM209 136V135H208ZM213 136V135H212ZM242 136V135H241ZM32 137V138H31ZM223 137V136H222ZM37 138V139H36ZM208 139H209V137H207ZM242 138V137H241ZM240 138V139H241ZM245 138V137H244ZM250 138V137H249ZM22 139V138H21ZM32 141H31V140ZM246 139V138H245ZM66 140V139H65ZM222 140V139H221ZM227 140V139H226ZM67 141V140H66ZM82 141H83V138H82ZM81 141V142H82ZM113 141H118V143L121 145V147L123 148V151H122V156H121V154L119 155L120 157H123V159H124V162H127L128 161V167H127V165H125V168L124 169H126L127 170V168H129V169H131V171H132V177H134V179L133 178H131V179H133V181H135L136 179L138 180H136L134 183H136V182H138V186L136 185V188L134 189V188H130L131 189V194H127L128 195V197L129 196H131V195H133L132 197L133 198H131V197H129V198H127V200H126V198H124L125 199V201H124V199L122 198V196L123 195H126V194H124V192H128L126 189L128 188L129 189V187H127V188H125V186L127 185L126 183H125V181H124V178L127 180L128 179V177L127 176H125V174L123 175V173L125 172V170H123L124 172H120L119 171V169H120V167L119 166H116V164H115V168H116V173L114 172V166H110V163H112V161H111V157L113 156H111V154H109V148L108 149H100L99 148V145H101V146H105L106 144L107 145H111L112 143H114ZM249 141V140H248ZM7 142V141H6ZM49 142H51V141H49ZM212 142V141H211ZM237 142V141H236ZM240 142V141H239ZM242 142H244V139H243V141ZM5 143V142H4ZM13 143V142H12ZM62 143V144H63ZM72 143V142H71ZM94 143V142H93ZM117 143V142H116ZM117 143V144H118ZM155 143H156V141H155ZM7 144V143H6ZM17 144V143H16ZM21 144H23V146H21ZM26 144V145H25ZM61 144V143H60ZM66 144V145H65ZM75 144V143H74ZM220 144V143H219ZM221 144H222V141H221ZM224 144V143H223ZM49 145V146H48ZM240 145V144H239ZM245 145V144H244ZM78 146H76V147H78ZM241 146V145H240ZM53 147H55L54 149L55 150H53V149H49L50 150V152H53V151H56V146H52V148ZM50 148H51V146H50ZM107 148V147H106ZM4 150V149H3ZM7 150V149H6ZM5 150V151H6ZM2 151V150H1ZM4 151V152H5ZM11 151V152H12ZM3 152V153H4ZM8 152V151H7ZM33 152V151H32ZM49 152V153H50ZM58 152V151H57ZM17 153V154H18ZM34 153V152H33ZM156 153H157V150H156ZM155 153V154H156ZM2 154V153H1ZM41 154V153H40ZM45 154V153H44ZM53 154V153H52ZM57 154V153H56ZM15 155V154H14ZM52 156V155H51ZM154 156V155H153ZM152 157V156H151ZM113 158V157H112ZM118 161V164H120L119 163V159H117ZM120 160H122V158L120 159ZM126 160V161H125ZM111 161V162H110ZM154 161H156V159L154 160ZM153 161V162H154ZM121 164H123V162H121ZM68 165V164H67ZM154 165H157L156 164V162H155V164ZM122 167H124V165L122 166ZM127 167V168H126ZM113 169V172L114 173H112L113 175H115V177L112 175V174H110L109 173V171H111L110 169ZM81 169V170H80ZM80 170V171H79ZM130 171V170H129ZM129 171H127V173H126V175H128V172ZM6 172V171H5ZM131 172H129V174H130ZM3 174V173H2ZM6 174V173H5ZM5 174H3L2 176H0V180L1 181H3V179H6V177L7 176H5ZM120 174H122L123 176H121ZM152 174H155L154 175V177L152 176ZM19 175V174H18ZM9 176V175H8ZM129 177H131L130 175H128ZM14 177V176H13ZM113 177V178H112ZM8 178V177H7ZM157 178V177H156ZM131 179H129V180H127V181H129V183H130V180ZM158 179V178H157ZM156 179V180H157ZM9 181V180H8ZM87 181V180H86ZM126 181V182H127ZM133 181H131L132 183H130V185H133ZM149 181V182H148ZM18 182V181H17ZM25 183V182H24ZM155 183V182H154ZM18 184H19V182H18ZM21 184V183H20ZM86 184V183H85ZM88 184V183H87ZM137 184V183H136ZM156 184V183H155ZM152 185V184H151ZM154 185V184H153ZM22 186H23V184H22ZM26 186V185H25ZM129 186V185H128ZM155 186V185H154ZM89 187V186H88ZM25 188V187H24ZM151 189V188H150ZM152 190V189H151ZM154 190V189H153ZM13 192H15V191H13ZM20 192V191H19ZM92 192V193H93ZM92 196V195H91ZM125 197H127V196H125ZM121 198H122V200H121ZM131 198V199H130ZM129 199V200H128ZM155 202V201H154ZM89 203V202H88ZM92 204H94L93 202H92ZM116 205L115 206V212L114 213H112L110 210L108 211V212H105V208H109L110 206H113V205ZM90 205V204H89ZM94 206V205H93ZM114 207V206H113ZM158 207V206H157ZM107 208V209H108ZM97 209V210H98ZM111 212V213H110ZM160 213V212H159ZM158 215V216H157ZM166 218V217H165ZM160 219H161V217H160ZM167 219V218H166ZM165 219V220H166ZM168 220V219H167ZM166 220V221H167ZM102 221V220H101ZM164 221V220H163ZM162 220H161V222L162 223H164ZM169 221V220H168ZM100 222V221H99ZM102 222V223H103ZM145 222H146V225H147V227L144 225L145 224ZM161 223V224H162ZM167 223V222H166ZM165 223V224H166ZM169 223V222H168ZM167 223V224H168ZM62 224H64V223H62ZM61 224V225H62ZM160 224V225H161ZM164 224V225H165ZM58 225V224H57ZM69 225V224H68ZM67 225V226H68ZM103 225V224H102ZM105 225V224H104ZM160 225H158V226H160ZM63 226V225H62ZM108 226V225H107ZM167 226V225H166ZM169 226V225H168ZM54 227V226H53ZM60 227V226H59ZM63 227H65V226H63ZM73 227V226H72ZM104 228H105V226H103ZM68 228V227H67ZM67 228H65V229H67ZM99 228H101V227H99ZM99 228H97V230L99 229ZM168 228V227H167ZM60 229H61V227H60ZM69 229H71V228H69ZM74 229H76V228H74ZM74 229H72L73 230V232L74 233H83L80 229V231L81 232H79V230L77 231V232H75V230ZM84 228L82 227V230H83ZM85 229H86V227H85ZM88 229V228H87ZM106 229H109V228H106ZM156 229V228H155ZM57 230V229H56ZM63 230V229H62ZM61 230V231H62ZM77 230V229H76ZM89 230V229H88ZM91 230H93L94 231V228L93 229H91ZM115 230V229H114ZM118 230V231H119ZM142 230V231H141ZM54 231V230H53ZM60 231V233H62L63 234V231L61 232ZM68 230H66V232H67ZM95 231H96V229H95ZM94 231V232H95ZM110 231V230H109ZM120 231V232H121ZM132 233H131V232ZM141 231V232H140ZM170 231V230H169ZM46 232V231H45ZM65 232V231H64ZM65 232V233H66ZM85 232H86V230H85ZM84 232V234H89V232L90 231H87L86 233ZM97 232V231H96ZM100 232H105V230L103 229V231H100ZM107 232H108V230H107ZM106 232V233H107ZM114 232V231H113ZM125 233L124 234V236L123 237H127L126 236V234H128V233ZM151 232V234H152V232H154V231H150ZM163 232V231H162ZM48 233V232H47ZM58 233V232H57ZM93 232H91L90 233V235L92 234ZM99 233V232H98ZM109 233V232H108ZM115 233H117V232H115ZM139 233H138V235H139ZM147 233V232H146ZM160 233V232H159ZM167 233V230H165V234ZM49 234V233H48ZM54 234V236L56 237V236H60V235H55L56 233H53ZM53 234H52V236H53ZM68 234H70V231H68ZM71 234H73V233H71ZM105 234V233H104ZM130 234H132L131 236H130ZM67 235V234H66ZM98 235H100V234H98ZM106 235V234H105ZM109 235H111V233H109ZM118 235V234H117ZM123 235V234H122ZM121 235V236H122ZM155 235H156V233H155ZM51 236V234L50 235H48V237H49V241L52 239V240H59L60 238H61V236L58 238V237H56V238H54V236H53V238H51L52 237ZM62 236H64V235H62ZM74 236H75V234H74ZM74 236H72L73 238L71 239V240H68V242L70 243V241H72L74 238L76 239L77 237H79V235L77 236V234H76V236L77 237H74ZM80 236H83V234L82 235H80ZM89 236V235H88ZM91 236H93V235H91ZM91 236H89V237H91ZM101 236H103L104 237V235L102 234ZM97 241L98 240H100L98 237H100V236H98V237H96V235L95 236H93ZM107 237V236H106ZM111 237H112V235H111ZM122 237V238H123ZM51 238V239H50ZM81 238V237H80ZM79 238V239H80ZM93 238V239H94ZM119 238V237H118ZM117 238V239H118ZM122 238H121V240H122ZM128 238V237H127ZM79 239L77 240L76 239V241H79ZM82 239V238H81ZM90 239H92V238H90ZM89 239V240H90ZM104 239L105 238H103V241H104ZM85 240H86V238H85ZM84 240V241H85ZM88 240V239H87ZM86 240V241H87ZM88 240V241H89ZM114 239H112V240H110V241H112L113 243H114V241H113ZM119 240L120 242H122V241H124V240ZM128 241H130L129 239H127ZM74 241V240H73ZM76 241H74L72 244H76L77 245V243H75ZM83 241V242H84ZM97 241H95V242H97ZM101 241V240H100ZM99 241V242H100ZM103 241H101V242H103ZM91 242H93V241H91ZM100 242V243H101ZM105 242V241H104ZM107 242V241H106ZM105 242V243H106ZM124 242H127V241H124ZM79 243V245H81V240L78 242ZM89 243V242H88ZM100 243H97V244H99V245H102V243L100 244ZM105 243H103V244H105ZM116 243V242H115ZM86 244V243H85ZM106 244H108V242L106 243ZM51 245V244H50ZM79 245H77V247L79 246ZM84 245V244H83ZM87 245V244H86ZM89 245V244H88ZM90 246V245H89ZM89 246H86V247H88L89 248ZM103 246H105V245H103ZM103 246H100L101 247V249L103 248V250H101V251H97V250H99L98 248L96 249V253H99V255L101 256V258H99V260H94V259H96L98 256L95 254V250H93L92 248H90L91 249V251L93 250L94 251V254H90L91 253V251H89V249L88 250H86V251H89L88 253L90 254V258H86V257H84L85 258V260L83 261V257L81 256V255H84L85 253H87V252H83V250L86 248V247H84V249L80 252V254L83 252L84 254H76L77 252H79V251H77L75 248H76V246H72V248L76 251V255H75V258H74V260H77V261H79L78 259H76V258H79L81 261H80V264L82 263V264H136V259L137 260H139L138 258H140V257H138V256H136V257H138V258H135V254H133L132 253V251H130V253L129 252H127V256L125 255V256H123V255H121V254H119V255H121V257H119V258H117V257H115L114 258V256H115V254H117V253H121L122 252V250L123 249H115L116 251H117V253H116V251H115V254H114V252H113V250L112 249H110L109 247H111L110 246V244H108V247H107V249H104V247ZM117 246H119L118 245V243H116V247ZM70 248V249H72L69 245L67 246V248ZM80 247V246H79ZM78 247V248H79ZM82 247V248H83ZM77 248V249H78ZM115 248V247H114ZM120 248V247H119ZM121 248H122V246H121ZM125 248V247H124ZM128 248V247H127ZM53 249V248H52ZM51 249V250H52ZM81 249V248H80ZM129 249V248H128ZM64 250H65V248H64ZM63 250V252H65ZM67 250V249H66ZM72 251V252H75V251ZM79 250V249H78ZM0 251H1V249H0ZM50 251V250H49ZM48 251V252H49ZM53 251H55V250H53ZM69 250H67L66 252H68ZM124 251L126 252L127 250L126 249H124ZM42 252V251H41ZM66 252L64 253L65 255L64 256H66L67 254H66ZM113 252V253H112ZM124 252V253H125ZM2 253V252H1ZM39 253V252H38ZM87 253V254H88ZM93 253V252H92ZM41 254V253H40ZM39 254V255H40ZM114 254V255H113ZM128 254H130L131 256L133 255L134 256V258L133 257H131L130 258V256H128ZM2 255V254H1ZM1 255H0V257H1ZM4 253H3V257H4ZM48 255V254H47ZM81 256V257H76V256ZM96 255V258H93L94 256ZM118 255V254H117ZM44 256V255H43ZM74 256V255H73ZM84 256H87V255H84ZM99 256V257H100ZM2 257V259H4ZM40 257H42V254L40 255ZM39 257V258H40ZM46 257L47 256H45V258H44V260L46 259ZM52 257V256H51ZM8 258V257H7ZM171 258V257H170ZM169 258V259H170ZM1 258H0V260H2ZM6 259V258H5ZM41 259V258H40ZM43 259V258H42ZM42 259L38 262V264L39 263H41L42 264ZM49 258H47L46 260H48ZM65 259H66V257H65ZM73 258H71L70 260H69V264H71L72 263V261L74 262V260H72ZM100 259H102V261L100 260ZM148 260V259H147ZM166 260V259H165ZM37 261L38 260H36V263L35 264H37ZM71 261V262H70ZM77 261H75V263L77 262ZM136 261V262H135ZM141 262H142V260H140ZM168 261V260H167ZM4 262V261H3ZM31 262V261H30ZM48 263H49V260L47 261ZM47 262H45L46 264H47ZM51 262V261H50ZM163 262V261H162ZM44 263V262H43ZM74 263V264H75ZM78 263V262H77ZM140 262L138 261L137 262V264H139ZM143 263V262H142ZM141 263V264H142ZM147 262H145L144 264H146ZM68 264V263H67ZM79 264V263H78Z\"/></svg>", "mask_w": 264, "mask_h": 264}]
</instances>
